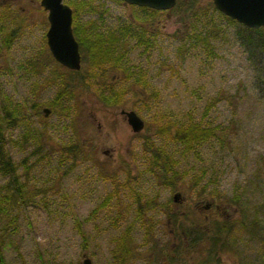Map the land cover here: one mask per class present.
<instances>
[{"label": "rangeland", "instance_id": "rangeland-1", "mask_svg": "<svg viewBox=\"0 0 264 264\" xmlns=\"http://www.w3.org/2000/svg\"><path fill=\"white\" fill-rule=\"evenodd\" d=\"M63 1L71 30L79 22L116 36L87 87L79 45L72 78L50 76L56 63L70 68L47 47L39 0H0L2 145L16 165L0 173V198L24 185L0 209L3 264H116L126 228L127 264H264V24L247 26L212 0L152 13L123 0ZM120 109L134 110L141 128ZM190 121L213 133L185 148L158 130ZM144 143L168 154L172 185ZM136 196L154 202L141 217Z\"/></svg>", "mask_w": 264, "mask_h": 264}, {"label": "trees", "instance_id": "trees-1", "mask_svg": "<svg viewBox=\"0 0 264 264\" xmlns=\"http://www.w3.org/2000/svg\"><path fill=\"white\" fill-rule=\"evenodd\" d=\"M76 8L77 5H75V9ZM142 8L148 9L150 13L155 11L154 8H150V7L148 8L146 6H142ZM74 16L75 13L72 14V17ZM89 27L91 26L89 25L84 26L81 25L79 22H74L72 26V33L77 39L79 48L83 51V53L86 56L85 66L88 68V70H86L85 73L78 78L80 84L86 87L88 86V84L86 81H84L86 80L85 78L87 76L94 75L96 73V71H94L95 68H98L99 66L102 65L103 62H105L110 58L109 53L112 50L110 48V45L116 39V36L113 35L112 32H107L104 35L100 32L91 31ZM14 32H15L14 28L7 31L6 35L2 40L3 44H9L11 38L14 36ZM54 66L55 67L51 69L50 76L52 75V77H55L62 74L63 77L66 79V81L67 79H71L72 78L71 73L73 71H76L69 69L68 72H64L62 69H59L60 65L58 63H56ZM69 88L68 87L61 88L57 92V95H61V94L63 95L65 93H69L71 91ZM57 95L56 98H58ZM112 99L115 100L116 97H113ZM3 125H4L3 119L2 116L0 115V173L8 174L14 172L16 165L13 161H11L9 155L3 150V145H2L3 128H4ZM170 129L171 128L169 127V123H163L158 127V130L166 133L170 137L175 138L179 140L181 143H183L185 148L191 146L195 142L206 139L208 136H210L213 133V127L200 125L197 121H190L187 122L185 125L173 126V128L171 130ZM81 144H82L81 141L79 140L76 141V152L80 150ZM70 146L71 145H68V147L66 146L64 148V151L69 152ZM143 150L147 152L148 157L150 159V164L162 171L163 182L168 186L172 185L173 180L179 176V173L178 171L171 170L172 168L171 159L168 156V154L165 151L160 150L159 147H155L152 146L151 144H146V143H144ZM23 186H24L23 184L17 183V185L12 190L7 191L4 197L0 198V209L2 207V202L14 199L17 196L22 197L24 193ZM136 198H137L136 217H141L144 208L147 206H152L154 202L150 199L143 200L141 199L140 196H136ZM226 225H227L226 223L220 224L218 231L221 229L227 230ZM127 229L129 228H126L125 231L119 235V240L117 241L116 244V251L114 252V258L116 264H127V260H129V258L134 252V247L131 246L130 244L131 237L129 236V230ZM209 241L211 245L214 244V246L216 247L219 246V244L213 241L212 239ZM0 264H3L1 255H0Z\"/></svg>", "mask_w": 264, "mask_h": 264}, {"label": "water", "instance_id": "water-1", "mask_svg": "<svg viewBox=\"0 0 264 264\" xmlns=\"http://www.w3.org/2000/svg\"><path fill=\"white\" fill-rule=\"evenodd\" d=\"M140 6L154 9L171 7L175 0H123ZM46 9L48 21L45 30V41L52 57L60 64L77 69L80 63L78 42L71 30V8L63 0H39ZM214 6L224 14L250 26L258 27L264 24V0H212ZM46 112L47 108H43ZM125 114L132 131L142 126V119L132 109H120ZM81 264H91L87 256H83Z\"/></svg>", "mask_w": 264, "mask_h": 264}]
</instances>
